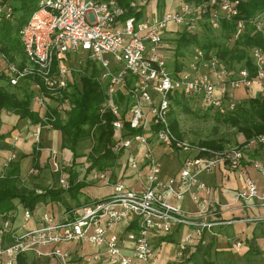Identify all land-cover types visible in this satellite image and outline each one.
<instances>
[{"label":"built area","instance_id":"2783aa9c","mask_svg":"<svg viewBox=\"0 0 264 264\" xmlns=\"http://www.w3.org/2000/svg\"><path fill=\"white\" fill-rule=\"evenodd\" d=\"M143 1L148 5L152 0H127L125 5L120 0H40L20 31L25 64L20 66L9 60L0 50V73L13 87L26 84L45 121L49 101L67 104L62 99L74 74L69 61L81 55L96 63L102 69L101 80L105 83V100L100 112L120 116L123 107L118 102L119 91L123 90L128 125L131 130L142 131L130 134L122 119H116L113 150L117 154H128V170L144 172L141 188L127 186L120 176L113 192L105 199L63 211L58 216L45 208L24 209L25 220L38 221L34 228L3 221L0 264H18L19 257L29 253L51 258L56 264H86L93 260L106 264H155L153 238L172 233L178 227L192 228L177 243L178 255L182 256L204 228L264 221V217L256 216L226 220L222 215L228 205H239L243 211L264 206V189L260 190L250 174L246 176L245 186L236 191L228 205L212 197L211 187L201 179L203 174L221 164L233 172H241L248 156L255 152H259L261 158L254 159L251 166L264 178V134L217 151L179 138L168 117L177 95L197 107L222 114L237 106L234 92L239 88L264 97V50L261 48L251 51L252 68L228 70L214 51L200 47L179 70L168 61L167 33L196 34L205 25L219 29L223 20L239 15L240 0H181L176 8L162 12L158 9L152 14L148 9L144 12ZM127 13L130 15L126 16ZM11 14L9 5L0 6V16L10 18ZM254 22L257 29L262 30L264 12ZM244 28L245 23L240 20L234 37ZM43 127L35 125L32 131L35 143H41ZM156 146L184 155L178 173L162 175V164L155 155ZM52 154V166L59 172V185L69 189L71 183L57 162V151L53 150ZM15 159L16 154L11 151L5 165ZM99 178L104 184H110V172H101ZM77 180H81L80 177ZM187 196L197 204L193 214H187L180 205ZM204 216L212 219L197 221ZM72 241L90 243L95 250L93 255L74 259L62 247ZM241 247V241H237L236 249Z\"/></svg>","mask_w":264,"mask_h":264},{"label":"trees","instance_id":"16d2710c","mask_svg":"<svg viewBox=\"0 0 264 264\" xmlns=\"http://www.w3.org/2000/svg\"><path fill=\"white\" fill-rule=\"evenodd\" d=\"M39 1L0 0V6L9 5L12 8L10 18H6L5 15L0 16V50L5 53L9 60L18 62L20 66L25 64L20 31L37 9ZM186 1L200 2L207 0ZM239 10L238 16L231 20H223L219 29H213L208 25H205L202 29V31L209 33L221 32L224 40L219 41V39H215L208 34L201 37L200 33L202 31L196 34H190L186 31L181 32L174 52L176 57L174 69L179 70L188 62L182 49L192 43H197L202 49L214 51L223 66L228 70L241 67L252 68V49L258 47L264 50V28L262 30L257 29L254 22L255 18L264 12V0H240ZM129 15V13L126 14V16ZM240 20L244 21L245 28L235 38L234 35L237 32V25ZM77 61L78 59L69 61V66L73 68L74 74L73 80L69 83V90L64 92L62 99V102L66 101L70 106L66 120H63L60 109L57 108H49L48 120H43L39 114V107H34L35 104L27 90L26 84L21 83L13 87L8 83L7 78L0 73V118L3 112H10L17 115L19 120L27 121L33 125L42 124L46 126L50 124L54 129L61 131L62 148L69 149L73 153L71 165L68 168L65 167L66 177L71 183L69 189H63L60 186L56 188H31L24 185L21 160L28 156L25 153H20L16 160L8 163V166L3 162V172L0 174V227L5 220H11L12 222L15 220L19 207L31 211L45 207L53 215L58 216L63 211H71L87 203L105 199H91L88 197L82 203L79 198L84 188L88 186L85 180H77L79 172L83 169L77 162L78 158L82 156L77 150L80 142L89 138L94 140L92 150L87 155L90 164L86 172L90 173L93 170L109 172L121 156V154H117L113 150L115 142L113 122L116 119H122L130 134L142 132L141 130H131L128 125L126 119L128 114L127 102L123 90L119 91L118 102L123 107L120 116L114 115L109 111L100 112V107L105 100V83L101 80L102 69L88 59L84 64ZM181 100L188 99L177 95L174 97L173 105L180 104ZM170 113V124L173 132L179 138H183L179 132L178 120L173 116L172 110ZM216 115L219 120L236 127L238 131L245 135L246 139L264 134V97L256 92H253L247 100L239 102L235 109L225 114L216 111ZM6 137V135H0V139ZM201 145L217 151L225 149L223 142L215 140L204 141ZM32 155L33 170H36L37 173L43 171L44 168L40 164V148H35ZM248 162L251 163L249 158ZM32 179H35V176ZM70 199H73L76 205H71ZM173 232L154 237L153 241L156 240V245L164 242L175 243L177 241L176 233L175 231ZM24 261H26L25 256L21 255L18 264H24ZM54 263L56 264L55 261Z\"/></svg>","mask_w":264,"mask_h":264},{"label":"rangeland","instance_id":"374dc122","mask_svg":"<svg viewBox=\"0 0 264 264\" xmlns=\"http://www.w3.org/2000/svg\"><path fill=\"white\" fill-rule=\"evenodd\" d=\"M120 2L125 5L127 0H120ZM180 2L181 0H152L148 3V5L143 1L141 6L143 7L144 12L148 9V13L152 14L153 11L158 9L162 12L163 10L176 8ZM202 32L200 33L201 37L208 34L213 36L215 39H219V41L224 40L223 33L221 32H204V34H202ZM180 34L174 32L166 34L165 42L169 45L168 61L171 67L174 66L176 59L174 52L176 50L177 39L180 37ZM197 47H200V45L192 43L182 49L187 59L192 56ZM78 61H81L84 64L86 60L85 58H82L81 55H78ZM11 90L13 91V89ZM62 104L63 103L58 101H49V108L59 109L61 107L59 111L62 114L63 120H66L68 116V108L70 106L69 104ZM171 110L173 111V116L179 122V132L183 139L194 144L202 146L201 143L204 141L215 140L223 142L225 144V148H229L237 146L246 140L245 135L238 131L236 127L219 120L217 118L216 111L212 109H203L200 108V106L197 107L190 100H181V103L173 105ZM170 112L168 114L169 121L171 118ZM16 118L17 115L10 112H4L0 118V135L7 136L4 139H0V146H2L0 147V174L3 172V162L8 159V153L12 150L16 153L15 136L18 138L20 136L18 135L19 131L16 129L17 127L14 125ZM93 145L94 140L89 138L82 140L77 149L79 154L82 155L78 158L77 162L79 163L78 165L83 168L79 172V177L81 180H85L88 183V186L83 190L86 194H81L79 196V198L82 199V203L86 201L85 197H87L88 194L94 195L97 191L100 192L101 190H104L102 189L104 186H108L103 184L104 182L99 178L101 172L96 170H93L90 173L86 172V169L90 164L87 155L88 152L92 150ZM58 152L59 154L56 156L57 162L64 168V172L66 173L65 167L68 168L71 165L73 153L71 150L69 151V149L65 151L62 147H59ZM64 153L66 156L71 157V159L66 160ZM175 153L171 155V163L173 164H177L179 162L178 158L182 160L184 157L181 153ZM16 154L17 159L19 154ZM127 156L128 154L124 152L117 160L116 165L109 171L111 177L110 183L117 181L118 177H124L126 173H129L130 170L127 168ZM168 159L170 160L168 157L164 158L163 161H167ZM46 165V168L38 173L31 170L29 179L25 180L24 178L23 184L31 188L59 187V172L54 170L52 161L49 160ZM33 176H35V179H32ZM105 190L109 191L110 189L108 190V188H106ZM70 202L71 205H76V202L73 199H70ZM223 210L226 211V209ZM227 211L231 214L228 218H225L223 215V218L226 220L236 219L234 217H239L241 219H248L251 217L248 213L241 214L240 207L237 210H231V208H228ZM253 215L256 217H264V208H257ZM14 224L17 227H22V225H24V209L22 207H19L16 213ZM29 224L30 223H28V225ZM29 226H31V224ZM22 228H24V226ZM183 228L184 227H180L177 233L176 231L178 228L175 229L177 241H175L173 245L166 242L156 245V240L153 241L156 254L155 264H264V250L263 252H256L254 254L247 255L251 244L254 242L256 245L257 242L254 241L256 237H264V221L216 226V228H211V232H209L207 228H204L201 230L200 235H196L194 237L188 248L189 250H187L181 257L178 255L176 246L182 239ZM237 240L241 241L242 247L240 249H236ZM80 246V243H75L73 241L62 245V247L70 253L75 251V249H79ZM84 247L85 244H83V248ZM24 256L26 259L24 264H48L46 257L44 256H37L33 253L25 254ZM74 259L76 258L74 257ZM92 263L105 264L96 260H93Z\"/></svg>","mask_w":264,"mask_h":264},{"label":"crops","instance_id":"0c3cea01","mask_svg":"<svg viewBox=\"0 0 264 264\" xmlns=\"http://www.w3.org/2000/svg\"><path fill=\"white\" fill-rule=\"evenodd\" d=\"M251 93H253V92H251V90H249V89L239 88L234 92V96L237 98L238 102H242V101L247 100L251 96ZM34 107L38 108V106L36 104L34 105ZM2 114H4V112ZM2 114H1V116H2ZM39 114H40V111H39ZM14 125L17 127L16 129H18V131H19L18 135H20L18 140L15 141L16 142L15 143L16 153H18L19 155H20V153H25L28 155L27 157H25L21 160L22 179L25 178V180H27L30 177L31 170H33L32 152L35 150V148H37V149L40 148V151H41L40 164H41L42 168H46V166H47L46 164L49 160L53 162L52 151L56 150L57 154H59L58 149H59V147H62L61 146V144H62V133H61V131L54 129L53 127H50L47 125L44 126L42 129V139H41L42 145H41V143L40 144L35 143V141L33 140V137H32V131L35 129V125H33L27 121L19 120L18 116L16 118ZM66 150H68V149H65V151ZM12 151L15 153L14 150H12ZM9 153H8V155H9ZM172 154L173 153L170 152L169 149H167L163 146H156V148H155V155H156V157L159 158V160L162 164V175L165 177L178 173V171L181 167V161L182 160H180V158H178L179 162L177 164L171 163V161H172L171 155ZM16 157H17V154H16ZM64 157L66 160L71 159V157L66 156L65 153H64ZM167 157L170 158V160L168 159L167 161H163V159L167 158ZM248 158L252 162L254 159H260L261 154L259 152H255V153L250 154V156H248ZM6 162L7 161H5L4 164H6ZM247 174H250L256 180L260 190L264 189V178L261 176L260 173H258L257 171H255L252 168L250 162H247V164L245 165V169H243L241 172H239V171L233 172V171L229 170L225 165L221 164L214 171H212L210 173L203 174L201 179L207 185H209L211 187L212 197H215V198L219 199L223 204L228 205V204L232 203V201L234 200V195H235L236 191L245 186V179H246ZM122 179L124 180V182L127 186H129L131 188L138 189V188H141L143 185L144 172H141L140 174H138V173H135L133 171H129V173H126ZM118 180H119V177H118L117 181ZM117 181L111 182L110 184H108V186H104L102 188L104 190H101L100 192H98V191L96 193L94 192L95 193L94 195L88 194L87 197H85V200L88 199V197L89 198H100V199L106 198L110 193L113 192L114 185ZM106 188H108V190L109 189L110 190L107 191V190H105ZM84 194H86V193L83 191L82 195H84ZM203 197H204V194H202V198ZM80 200H82V199L80 198ZM180 205L187 214H193L197 210V204L189 196H187L184 200H182L180 202ZM239 207H240L239 205H233V206L228 205V206L224 207L223 209H226V211L223 210L224 217L228 218L231 214L230 212L227 211L228 208H231V210H235V209L237 210ZM42 208L44 209L45 207H42ZM257 208L263 209L264 206L257 205L255 207L248 208L247 211H244V212L240 208V212H241V214H243V213L247 214L248 213V214H250V216H255L253 214L255 213V210ZM234 218H239V217H234ZM211 219L212 218H210V216H206V217L204 216V217L198 218L197 221H204V220H211ZM13 222L15 223V220ZM28 223H30L31 226H29L30 224L28 225ZM234 224H245V223L238 222V223H234ZM22 226H25L27 228H34V227L38 226V221L35 218L28 220V221L24 219V225H22ZM183 229H182L183 230L182 235L191 231L192 228L187 226V227H184ZM208 231L211 232L212 230L208 229ZM237 241H239V240H237ZM254 241L257 243H256V245L254 244V242L251 244V247L249 249L250 252H248L247 255L254 254L258 251L263 252V250H264V247H263L264 237H256V239ZM80 244H81L80 248L75 249V251H73L71 253L73 258L75 257L78 260L79 259L82 260L85 257H90L93 255L95 250L91 246L90 243H80ZM83 244H85L84 248H83ZM172 245H173V243H172ZM46 261L48 262V264H55L53 259H51V258L46 257ZM98 262L105 263V261H98ZM86 264H88V263H86ZM89 264H93V263L90 262Z\"/></svg>","mask_w":264,"mask_h":264}]
</instances>
